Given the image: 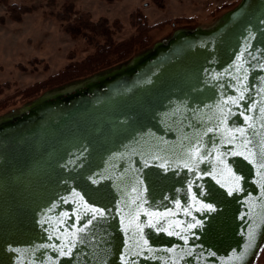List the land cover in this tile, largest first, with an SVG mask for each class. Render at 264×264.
I'll return each instance as SVG.
<instances>
[{"label":"water","instance_id":"obj_1","mask_svg":"<svg viewBox=\"0 0 264 264\" xmlns=\"http://www.w3.org/2000/svg\"><path fill=\"white\" fill-rule=\"evenodd\" d=\"M263 242L264 0L0 123V264H251Z\"/></svg>","mask_w":264,"mask_h":264},{"label":"rangeland","instance_id":"obj_2","mask_svg":"<svg viewBox=\"0 0 264 264\" xmlns=\"http://www.w3.org/2000/svg\"><path fill=\"white\" fill-rule=\"evenodd\" d=\"M243 0H6L0 3V123L13 119L30 107L57 94L75 91L104 76L126 68L166 43L177 33L211 30ZM21 8L20 21L15 20L10 6ZM140 10L151 26L165 24L151 32L148 46L139 48L126 60L108 69L94 72L75 81L61 80L32 97L15 98L21 91L56 76L70 62H79L96 51L82 35L65 30L67 22L81 14L97 22L119 21L122 30L113 33L116 42L136 33L131 25L133 13ZM103 43V38H97ZM15 96V97H13ZM251 264H264V242Z\"/></svg>","mask_w":264,"mask_h":264},{"label":"trees","instance_id":"obj_3","mask_svg":"<svg viewBox=\"0 0 264 264\" xmlns=\"http://www.w3.org/2000/svg\"><path fill=\"white\" fill-rule=\"evenodd\" d=\"M0 3L5 4L6 0H0ZM10 10H12V17L20 21L21 8L17 5H12L10 6ZM65 14L59 16L61 20L67 22L65 30L73 35H82L87 38L90 44L96 46V51L82 61L70 62L56 76H51L43 82L36 83L26 90L21 91L16 97H13H32L34 94L50 88L58 81L67 80L71 82L88 74L100 72V70L104 71L118 62L126 60L139 48L148 46L151 41V32L165 25L151 26L147 17L138 10L131 17V25L136 29V33L125 40L116 42L113 38V33L114 31L118 32L122 30L119 21L114 22L112 25L107 19H100L97 22H93L85 14L79 15L71 21L70 17H68L69 15ZM99 37L103 38V43L97 40Z\"/></svg>","mask_w":264,"mask_h":264},{"label":"snow or ice","instance_id":"obj_4","mask_svg":"<svg viewBox=\"0 0 264 264\" xmlns=\"http://www.w3.org/2000/svg\"><path fill=\"white\" fill-rule=\"evenodd\" d=\"M237 180L239 179V178H236ZM93 211H95V210H93ZM101 215H102V213H101ZM81 231H83V229H81Z\"/></svg>","mask_w":264,"mask_h":264}]
</instances>
